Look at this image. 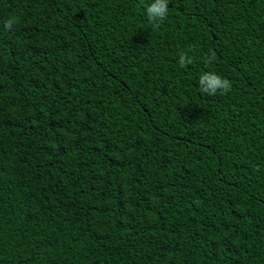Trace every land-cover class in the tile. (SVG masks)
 Wrapping results in <instances>:
<instances>
[{
    "label": "trees",
    "instance_id": "16d2710c",
    "mask_svg": "<svg viewBox=\"0 0 264 264\" xmlns=\"http://www.w3.org/2000/svg\"><path fill=\"white\" fill-rule=\"evenodd\" d=\"M152 2L0 0V264H264V0Z\"/></svg>",
    "mask_w": 264,
    "mask_h": 264
},
{
    "label": "clouds",
    "instance_id": "9594fccd",
    "mask_svg": "<svg viewBox=\"0 0 264 264\" xmlns=\"http://www.w3.org/2000/svg\"><path fill=\"white\" fill-rule=\"evenodd\" d=\"M168 7V0H154V2L146 6V15L149 21L153 23L154 27L158 28L167 18ZM18 22L15 16L10 17L5 21L4 27L11 30ZM215 57L216 53L211 52L209 55L205 56L204 62L206 64H211L215 60ZM178 63L181 68H184L193 63V59L184 52L180 54ZM198 84L200 91L208 95H215L218 90H222L221 94H226L231 90V82L214 72H205L200 75Z\"/></svg>",
    "mask_w": 264,
    "mask_h": 264
}]
</instances>
